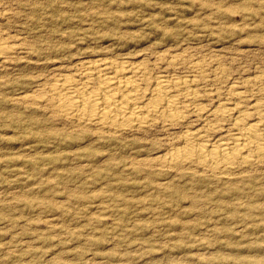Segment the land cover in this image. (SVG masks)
Masks as SVG:
<instances>
[{
	"label": "rangeland",
	"instance_id": "1",
	"mask_svg": "<svg viewBox=\"0 0 264 264\" xmlns=\"http://www.w3.org/2000/svg\"><path fill=\"white\" fill-rule=\"evenodd\" d=\"M0 38L13 48L0 54V264H264V167L222 181L128 166L164 147L73 131L20 100L55 67L165 50L221 71L205 88L222 99L264 74V0H0Z\"/></svg>",
	"mask_w": 264,
	"mask_h": 264
},
{
	"label": "bare ground",
	"instance_id": "2",
	"mask_svg": "<svg viewBox=\"0 0 264 264\" xmlns=\"http://www.w3.org/2000/svg\"><path fill=\"white\" fill-rule=\"evenodd\" d=\"M3 40L0 54L6 58L13 48ZM165 53L167 50L154 52L151 63L117 56L80 59L68 67H55L50 78L34 82V90L19 99L26 106L45 110L47 117L73 131L90 130L109 141H121L127 135L141 147H164L160 154L129 160L128 166L200 172L222 181L240 179L264 167V100L260 97L264 95V74L224 82L227 86L220 99L215 87H205L223 79L221 71L213 70L210 77L204 61L185 51L168 57ZM161 63L168 71L181 66L189 74H154L152 66ZM248 92L261 94L259 100L248 101ZM205 98L211 101L209 109L202 103ZM191 117L200 122L199 128L188 126ZM219 123L227 124L224 131ZM218 131L220 135L210 140V133ZM151 133L162 136L149 138Z\"/></svg>",
	"mask_w": 264,
	"mask_h": 264
}]
</instances>
